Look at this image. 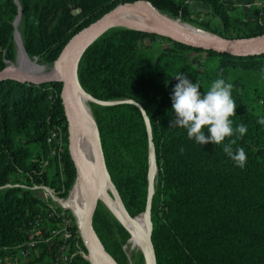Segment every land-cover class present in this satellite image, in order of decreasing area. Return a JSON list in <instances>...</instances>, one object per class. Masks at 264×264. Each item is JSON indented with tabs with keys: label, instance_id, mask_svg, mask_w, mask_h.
Listing matches in <instances>:
<instances>
[{
	"label": "trees",
	"instance_id": "trees-1",
	"mask_svg": "<svg viewBox=\"0 0 264 264\" xmlns=\"http://www.w3.org/2000/svg\"><path fill=\"white\" fill-rule=\"evenodd\" d=\"M135 1L0 0V73L14 60L18 15L27 56L53 64L81 29L119 4ZM146 1L182 20L199 14L189 12V3H202L208 9L205 16L219 20L216 34L226 39L232 34L238 40L264 34V6L255 10V20L243 21L229 15L236 7L232 0ZM204 28L209 29L207 22ZM154 38L166 40L130 28H112L85 50L78 64L81 89L108 104L92 106L108 179L129 217L143 216L152 146L156 176L149 216L155 264H264V125L257 122L264 117V109L254 112L252 103L259 93L256 89L250 93L245 81L235 76L241 70L252 71L251 78L264 84V53L240 58L200 51L215 63L214 80L233 84V127L247 126L243 137L237 134L220 145H200L188 139L186 129L169 128L174 113L167 85L178 83L174 77L184 67V51L194 49L169 41L170 48L143 65L146 47L142 42ZM183 74L191 83L198 81L203 94L202 78ZM60 90L56 82L38 85L0 79V255L15 254L25 243L33 219L45 214L44 203L34 191L6 185L44 184L58 191L63 188L60 196L66 197L75 182ZM53 125H63L66 133L62 176L53 162L42 165L48 160L46 139ZM209 135L205 129V136ZM231 139H236L234 151L245 149L247 161L242 169L223 152ZM93 228L106 252L118 264H128L122 248L129 233L101 204L94 213ZM50 257V245L41 244L25 264L47 263ZM71 264L88 262L76 257Z\"/></svg>",
	"mask_w": 264,
	"mask_h": 264
},
{
	"label": "water",
	"instance_id": "water-1",
	"mask_svg": "<svg viewBox=\"0 0 264 264\" xmlns=\"http://www.w3.org/2000/svg\"><path fill=\"white\" fill-rule=\"evenodd\" d=\"M129 14L140 15L144 18L150 19L158 23L159 25L162 26V31L154 32L145 29H137L132 27H128V28L149 34H154L168 41L183 45L185 47L197 51L214 52L217 54H227L230 56H235L240 58H246L248 56L264 53V34L254 38L232 41L233 45L231 46L217 45L208 40L196 36L189 30L182 28L180 25L176 23H171L164 20L159 16L157 10L148 1L138 0L135 2H125L119 4L112 11L108 12L107 14H105L95 22L91 23L87 27L81 29L68 42V44L60 54L59 58L53 63L54 66H57L61 61L60 77L55 80H44L34 83V84L42 85L46 83L56 82L59 83L61 86L60 101L63 107L66 129H67V151H68L69 159L75 170L74 189L76 190L77 187L80 186L82 188L85 199V209L81 217V220L78 223V231L87 254L86 260L90 264H118V263L112 258L110 254L106 252L93 228V217L97 204L100 201V197H99V188L92 179L91 175L86 170L82 162V159L80 157V153L76 146V136L80 124L79 122L80 111H79V103L76 94V89H79L80 91L82 90L77 79V69L80 58L85 52V50L98 37H100L108 30L112 29L123 17ZM19 19H20V15H18L14 21V28H16V23ZM15 34L16 32H14V36ZM22 48H23V44H22ZM23 52L25 56H27V54L24 51V48H23ZM2 73H0V79H10L8 77L2 76ZM93 102L98 103V101H95L94 99ZM95 146H96V154H97V160L100 170L102 174L105 175L108 179L106 167L102 155V150L100 147V142L98 139V133L96 131V125H95ZM149 155H150L149 164L151 159L154 163L153 148L151 145H150ZM155 173H156V168H155ZM111 186L115 194L117 195V192L112 184ZM152 194H153V189H151V191L149 189L148 204L145 211L148 214L149 221H150V216H149L150 199ZM117 198L120 201L118 195ZM121 206L124 209L122 203ZM124 212L127 216H129L126 213L125 209ZM150 233H151V222L149 229V242H150L151 254L153 258V264H155L154 252L150 241Z\"/></svg>",
	"mask_w": 264,
	"mask_h": 264
},
{
	"label": "rangeland",
	"instance_id": "rangeland-1",
	"mask_svg": "<svg viewBox=\"0 0 264 264\" xmlns=\"http://www.w3.org/2000/svg\"><path fill=\"white\" fill-rule=\"evenodd\" d=\"M232 1L235 3L236 7L234 8L233 11H231L229 13V15L233 18H237V19H240L243 21L255 20V10L261 6H264V0H232ZM195 4H196L195 2L189 3V9H190V6H193ZM244 4H248L249 6L246 7V5H244ZM200 7H205V6L201 5ZM203 9H206V8H203ZM191 10L192 9H190L189 12ZM191 12H193V10ZM162 13L170 16L167 13H164V12H162ZM202 13L203 12H200V14L197 15V18H195L193 15L191 16V14H189L185 20H182L179 17H172V16H170V17L179 19L186 26H189L193 29H196V30L208 33V34H211V35L216 36V37H218L224 41H226V40L238 41V39H236V36L234 34H232L231 36H228V37H230V39L223 38L222 36H219L218 34H216V32H215L216 28L217 27L219 28V25H220L218 18L215 17V15L214 16L211 15L208 18L205 16V14H202ZM199 17L201 19H203L201 22L198 21ZM196 19H197V21H196ZM206 22L209 24V29L204 28V24ZM113 28H128V27H125L124 25L120 24V22H118ZM14 29H15L14 32H16L15 36L13 34L14 60L12 62L7 63V66L4 69L2 76L8 77L12 80H18L21 82L23 81V82H30V83L40 82V81H44V80H52V79L48 78V76H47L48 71L47 70L45 71L44 68L45 67L49 68L53 64H44L38 59H32V58L27 59L25 57V55L23 53V48H22V34H21V21H20V19L16 24V28H14ZM142 44L146 47V49H144V53H143V65L148 64L149 60L151 61L157 54H159L161 51H163L167 48H170V46H171L169 41L163 40L160 38L147 39V40H144L142 42ZM184 59H185L184 67H182L179 70L180 73L183 74L186 72H190L192 74H197L198 76H200L202 78L204 91H206L208 89V86L214 80V78H213V69L215 68L214 61L209 60L203 52L194 51V50L193 51L192 50L184 51ZM192 59H196L197 62H193ZM9 66L12 68V70L5 73V70H7L9 68ZM251 73H255V72H252V71L248 72V71H242L241 70V71H238L235 74V76L241 77L245 81L246 85L249 87L250 93H253L254 89H256L257 93H259L260 97L252 103V107H253L254 112L261 113L264 109V84L257 82L255 78H251L252 76H254V74H251ZM174 86L167 85V88L170 92V95L172 94V90H173ZM251 97H252V95H251ZM93 105L104 106L106 104L102 103V102L101 103L100 102H98V103L97 102L96 103L91 102L90 103L91 114H92V106ZM92 117H93V114H92ZM93 120H94V118H93ZM96 131H97V128H96ZM51 171H53V168H51ZM15 179L16 178H14L12 180H15ZM113 196H114L113 197L114 199L118 200L115 192H114ZM99 204L103 205L109 211V213L113 216V218L119 223L116 216L109 210V208H107V206H105L101 201H99L97 204V207ZM97 207H96V209H97ZM108 221L110 224H112V221L110 219H108ZM119 224H121V223H119ZM129 238H130V234H129ZM126 243H125V245H126ZM124 246L122 249H124ZM123 252H124V250H123ZM123 254H125V253H123ZM124 256H125L128 264H140V256H141L142 257V264H144V257L138 251L132 252L129 259L127 258L126 255H124ZM86 257H87V255H86ZM79 258L86 260L85 257L83 258V257L79 256ZM88 264H90V263L88 262Z\"/></svg>",
	"mask_w": 264,
	"mask_h": 264
},
{
	"label": "bare ground",
	"instance_id": "bare-ground-1",
	"mask_svg": "<svg viewBox=\"0 0 264 264\" xmlns=\"http://www.w3.org/2000/svg\"><path fill=\"white\" fill-rule=\"evenodd\" d=\"M159 16L164 20L176 23L180 25L182 28L189 30L196 36L208 40L217 45H233L232 41H224L216 36L211 34L193 29L189 26L183 24L179 19L172 18L166 14H163L157 10ZM19 21V20H18ZM17 21V22H18ZM120 24L125 27H132L137 29H145L154 32H161L162 26L158 23L144 18L140 15L129 14L123 17L120 21ZM17 24V23H16ZM231 42V43H230ZM24 53V52H23ZM25 55V54H24ZM29 59L27 56H25ZM60 68L61 61L57 66L52 65L51 67H45L44 70L48 71V78L55 80L60 77ZM12 68L9 66L5 73L11 71ZM37 83V82H35ZM76 94L78 97L79 103V129L76 136V146L80 153V157L82 162L91 175L92 179L96 183L99 188V197L100 201L109 208V210L116 216L121 226L130 234V238L124 246V253L129 259L131 253L134 251L140 252L144 257V264H153V258L151 254L150 242H149V229L150 222L148 214L145 212L143 216L137 218H130L124 212V209L121 206L120 201L114 199V190L108 181L107 177L102 174L96 154V146H95V125L94 120L90 110V103L93 102L90 96H87L82 90L76 89ZM155 166L150 160V171H149V189H154L155 184ZM77 200L76 202H70V207L73 210L74 216L77 220V223L80 222L81 217L83 215L85 209V199L82 188L80 186L76 189Z\"/></svg>",
	"mask_w": 264,
	"mask_h": 264
},
{
	"label": "built area",
	"instance_id": "built-area-1",
	"mask_svg": "<svg viewBox=\"0 0 264 264\" xmlns=\"http://www.w3.org/2000/svg\"><path fill=\"white\" fill-rule=\"evenodd\" d=\"M244 5L249 6L248 4ZM206 9L202 11V14L206 15L208 13V9ZM198 13L200 14V12ZM202 20L200 17L198 18V21L201 22ZM52 91L56 96V92L53 89ZM65 137L66 133L63 125H53L50 128L46 139L49 156L48 160L42 163L44 168L47 167L49 161L56 164L60 176L63 172L62 160L66 148ZM31 177L29 176L32 182ZM6 187H21L34 191L44 203L45 214L33 219L32 225L26 233L25 243L17 247L15 254L0 255V264H25L26 257L32 252H36L41 244H49L51 254L49 261L43 264H71L76 257L87 258L79 235L78 223L70 207L71 201L78 204L74 184L66 197L60 196L64 192L63 188L62 191H58L44 184L32 183L28 186L21 183L12 186L6 185Z\"/></svg>",
	"mask_w": 264,
	"mask_h": 264
},
{
	"label": "clouds",
	"instance_id": "clouds-1",
	"mask_svg": "<svg viewBox=\"0 0 264 264\" xmlns=\"http://www.w3.org/2000/svg\"><path fill=\"white\" fill-rule=\"evenodd\" d=\"M178 83L171 94V108L174 119L169 122V128L181 127L186 129L188 139L203 145L211 142L214 145L222 144L226 138L237 135L243 137L247 126L243 123L235 128L231 117L235 114L236 102L232 98V83H225L223 79H215L203 94L198 91L201 87L197 81L191 83L184 74L177 73L174 77ZM264 125V117L257 121ZM205 129L210 134L205 136ZM236 139L224 144L223 152L241 169L244 168L247 155L243 147L233 150ZM183 152V147L180 148Z\"/></svg>",
	"mask_w": 264,
	"mask_h": 264
},
{
	"label": "crops",
	"instance_id": "crops-1",
	"mask_svg": "<svg viewBox=\"0 0 264 264\" xmlns=\"http://www.w3.org/2000/svg\"><path fill=\"white\" fill-rule=\"evenodd\" d=\"M196 3V2H195ZM204 6L202 3H196L195 5H193V6H190V9H192L193 11H195V12H202L204 9L203 8H206V7H200V6ZM191 10V11H192ZM209 16H211V15H209ZM209 16H207L208 18H209Z\"/></svg>",
	"mask_w": 264,
	"mask_h": 264
}]
</instances>
